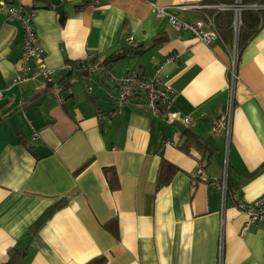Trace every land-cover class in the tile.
I'll return each mask as SVG.
<instances>
[{"label":"crops","instance_id":"1","mask_svg":"<svg viewBox=\"0 0 264 264\" xmlns=\"http://www.w3.org/2000/svg\"><path fill=\"white\" fill-rule=\"evenodd\" d=\"M201 1L22 0L62 99L41 75L10 85L23 28L0 5V264H264V224L247 223L232 195L264 193V24L239 47L230 95L232 40L205 44L169 20L195 21L179 6ZM126 45L146 51L99 63ZM82 60L94 65L57 81ZM105 68L156 75L175 99L157 113L142 94L121 104ZM229 109L226 143L211 126ZM225 163L223 199L209 183Z\"/></svg>","mask_w":264,"mask_h":264},{"label":"built area","instance_id":"2","mask_svg":"<svg viewBox=\"0 0 264 264\" xmlns=\"http://www.w3.org/2000/svg\"><path fill=\"white\" fill-rule=\"evenodd\" d=\"M90 4H98V0H88ZM22 0H5L0 1L1 7L5 10L7 16L11 20H15L22 25L23 28V56L19 71L11 79L10 85L21 83L30 78V76H43L46 81L54 87L59 97L62 99V87L54 82L55 72L52 69L46 68L44 65V48L41 46L36 30L33 24V12H27L22 7ZM203 6L201 4L196 5H180L182 10L187 9H200ZM216 9L219 10H231L233 12L232 20V65L228 69L230 73V95L233 93V85L236 79L237 73V54L239 51L238 40L239 32L242 24L241 15L245 9L258 8V3L244 4L242 0H234L231 4L219 3L216 4ZM157 16H163L166 14V10L163 6L155 5ZM171 25L176 30H187L198 39L199 41L210 44L217 38H219L217 31L214 28L213 20L211 17H200L195 21L179 20L174 16L169 18ZM173 57H171L172 59ZM163 63L156 69V73L161 69ZM68 67V66H67ZM105 75L109 79L115 82L118 90L119 103H128L130 98L134 95L142 94L148 107L155 113L159 111L166 112L175 99L176 93L169 86L164 84L156 75L148 78H143L136 73H130L124 77L116 78L111 74L107 68H105ZM3 96V92L0 91V99ZM100 116V115H99ZM185 121H191V117L185 118ZM231 109L227 113L219 115L213 122L211 130L213 132H225L226 143L229 141L230 128H231ZM224 166V173L220 179H214L210 181L211 186L219 187L222 191V197H226V166ZM198 164L196 175L201 177L203 170L201 165ZM236 202L237 208L244 212L247 217V223L264 224V193L250 202H243L239 198L238 191L232 193Z\"/></svg>","mask_w":264,"mask_h":264},{"label":"trees","instance_id":"3","mask_svg":"<svg viewBox=\"0 0 264 264\" xmlns=\"http://www.w3.org/2000/svg\"><path fill=\"white\" fill-rule=\"evenodd\" d=\"M234 0H202L201 5L203 6L202 8L196 10L199 14L200 17H211L213 20L214 28L218 33V36L224 40L225 42H228L232 40V20H233V12L231 10H219L216 9V4L219 3H224V4H231L233 3ZM244 4H254L258 3L260 7L252 9L248 8L245 9L242 12L241 19H242V24L239 32V40H238V46L242 47L257 31V29L264 24V0H242ZM146 51V48L142 46H134V45H126L121 48H118L117 50L112 51L103 61L99 62L101 65H104L107 67L110 63L122 59L124 57H127L129 55H134V54H141ZM89 65H94L89 62L81 61L78 62L76 65H72L69 67H66L63 69L60 73V77L58 78L57 75V81L62 83L63 78L69 77L72 75L74 72H85L88 70L87 68ZM1 120V118H0ZM181 132L188 133V129L186 128H180ZM193 142L198 147V149H204L205 151L208 152V157L211 155V152L213 151L212 148H210V145L200 139L199 137L193 135ZM203 150V152H205ZM201 161V160H200ZM164 167L168 168V175L170 174V171H172V168H170L169 164L164 163L162 166V169ZM227 170V175H226V182H227V189H226V197L231 194L232 192V187L230 186V182L228 179V169ZM65 203V202H64ZM63 202L58 203L56 206L52 207L48 212L49 214H52V212L64 204ZM103 260L97 259L96 264H101Z\"/></svg>","mask_w":264,"mask_h":264},{"label":"water","instance_id":"4","mask_svg":"<svg viewBox=\"0 0 264 264\" xmlns=\"http://www.w3.org/2000/svg\"><path fill=\"white\" fill-rule=\"evenodd\" d=\"M42 98H43V97L38 98L36 101L30 103V105H28V106L30 107V106H33V105H38V104L40 103V100H41ZM25 108H26V107H25Z\"/></svg>","mask_w":264,"mask_h":264}]
</instances>
